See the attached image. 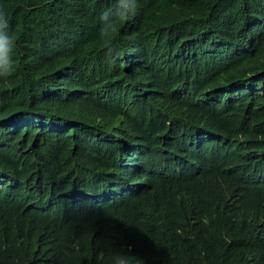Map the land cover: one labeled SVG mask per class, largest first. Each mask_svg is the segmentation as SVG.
<instances>
[{
  "label": "trees",
  "instance_id": "trees-1",
  "mask_svg": "<svg viewBox=\"0 0 264 264\" xmlns=\"http://www.w3.org/2000/svg\"><path fill=\"white\" fill-rule=\"evenodd\" d=\"M112 3L0 0V264H264V0Z\"/></svg>",
  "mask_w": 264,
  "mask_h": 264
},
{
  "label": "clouds",
  "instance_id": "clouds-1",
  "mask_svg": "<svg viewBox=\"0 0 264 264\" xmlns=\"http://www.w3.org/2000/svg\"><path fill=\"white\" fill-rule=\"evenodd\" d=\"M121 0H113V3L102 9L99 12L98 16V22L106 20L109 16H113L112 20L107 24L104 31H107L109 29L117 32V24L119 21L124 20L127 21L129 17H133L136 13V7L133 6L132 9H129L128 11L120 12L118 15H113L115 13L116 9L120 7ZM8 28L9 29V18L7 16V13L5 10L0 9V29ZM15 48V40L12 35H4L3 33H0V60L5 61L6 63L13 66V60H12V53ZM11 73H8L7 76H10ZM115 264H129V259L126 256L119 255L115 258Z\"/></svg>",
  "mask_w": 264,
  "mask_h": 264
},
{
  "label": "bare ground",
  "instance_id": "bare-ground-1",
  "mask_svg": "<svg viewBox=\"0 0 264 264\" xmlns=\"http://www.w3.org/2000/svg\"><path fill=\"white\" fill-rule=\"evenodd\" d=\"M132 7H133V5H132ZM131 9V8H130ZM138 12V11H137ZM162 22V21H161ZM113 34V33H112ZM110 36V35H109Z\"/></svg>",
  "mask_w": 264,
  "mask_h": 264
}]
</instances>
